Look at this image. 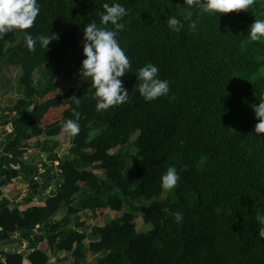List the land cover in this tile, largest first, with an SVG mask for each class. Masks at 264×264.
Here are the masks:
<instances>
[{"label":"trees","instance_id":"1","mask_svg":"<svg viewBox=\"0 0 264 264\" xmlns=\"http://www.w3.org/2000/svg\"><path fill=\"white\" fill-rule=\"evenodd\" d=\"M114 2L129 9L117 37L131 61L121 78L128 100L98 112L91 77L82 74L75 86L70 80L81 73L86 58L84 27L95 21L113 30L111 22L100 24V13L104 3ZM38 3L41 11L31 29L0 39V64L22 68L18 83L23 97L14 106L18 115L12 122L10 162L21 164L32 185L39 168L16 155L20 143L33 137L64 142L61 124L75 118L73 109L80 113L81 130L58 165L62 179L55 194L25 209H0L3 239L19 228L46 224L63 208L68 214L93 208L104 214L110 208L122 215L93 227L99 240L86 243L87 233L78 230L85 221L72 227L51 221L41 241L47 238L52 249L66 251L69 264H84L88 251L103 250L109 252L96 264H264V237H258L256 220L258 213L264 215V133L254 131L259 121L252 108L264 101V38L252 41L249 35L255 19H264V0L229 13L192 8L191 19L200 17L196 30L190 29L191 20L179 17L189 7L185 0ZM173 15L184 23L180 32L167 25ZM25 32H55L60 39L48 49L37 44L30 52ZM149 63L169 82L168 94L152 101L136 88L139 69ZM39 70L44 81L38 92L34 75ZM0 122L8 124L4 116ZM126 154L132 156L139 182L127 172ZM169 167L180 175L171 191L161 187ZM84 186L92 194L78 209L73 204ZM134 198L147 202L142 206L148 230L137 228ZM177 212L183 213L180 222L174 218ZM30 244L35 248L28 254L32 264H51L37 240ZM23 259L22 253L10 252L4 264H23Z\"/></svg>","mask_w":264,"mask_h":264},{"label":"clouds","instance_id":"2","mask_svg":"<svg viewBox=\"0 0 264 264\" xmlns=\"http://www.w3.org/2000/svg\"><path fill=\"white\" fill-rule=\"evenodd\" d=\"M255 0H185L188 8L181 9L179 17L191 20L190 29L196 30L200 17L194 20L192 8H197L204 13H229L238 10H245ZM104 11L100 13V24L107 25L109 22L114 26L113 30L98 26L95 21L87 23L84 27L83 54L86 57L82 61L81 74L91 77L95 87V96L98 98L96 110L98 112L108 110L111 106L120 105L128 100V90L123 86L122 77L131 68L130 58L119 44L117 39L119 31L125 28L121 21L128 15L126 9L120 3H104ZM41 8L38 0H0V39L9 32L15 30L31 29L40 14ZM176 15L167 17L168 27L175 32H180L184 27L182 20ZM249 35L252 41H259L264 38V19H255L250 26ZM25 46L30 52H35L36 45L42 48L49 47L52 41H58L59 35L52 32L51 35H33L25 32ZM158 68L149 63L140 68L138 74V89L140 95L146 101H152L158 97L165 96L169 92V82L158 76ZM79 104V100H76ZM258 123L255 125V133H264V101L259 105H252ZM73 118L66 119L61 124V131L70 137L80 133V113L73 109ZM264 139V138H262ZM180 180V175L175 167H169L161 177V187L171 191ZM175 221L183 219V213L177 212L174 215ZM257 222L261 225L258 229V237H264V215L257 214Z\"/></svg>","mask_w":264,"mask_h":264},{"label":"crops","instance_id":"3","mask_svg":"<svg viewBox=\"0 0 264 264\" xmlns=\"http://www.w3.org/2000/svg\"><path fill=\"white\" fill-rule=\"evenodd\" d=\"M12 65L18 66L17 68L20 73L15 77L18 80L22 74L20 65L0 64L2 74L0 80V116H4L8 120V124L6 125L0 122V209L13 205H19L20 209H25L29 202L42 203L47 196L55 194L56 184L62 179L61 170L58 168V165L61 159L69 154L74 137H70L66 133L64 142H60L55 137H45L41 141H38L37 137H33L29 140H23L20 143L16 155L21 158L22 162L28 161L31 166H37L39 168V173L34 176L36 183L32 185L30 184V178L22 172L21 164L10 162L13 156L9 151V143L14 134L12 122L18 115L17 111L14 110V106L16 101L23 97L22 94L15 100H12L10 99V91L5 89L6 81H12L14 79H11L10 75L14 69H9V66ZM3 91H6V94L10 97L1 94ZM3 95L8 98L6 99ZM32 105L33 103L25 109V112ZM137 182H139L138 179ZM91 194L92 189L84 186L76 195L73 205L81 209L83 201L91 196ZM126 210L131 211V207L127 206ZM120 215H122V212L113 211L110 208L104 214H101L97 208L82 210L77 214H68L66 209L63 208L46 224L39 225L33 230L19 228L9 239H3V230L0 228V264L6 262L7 254L10 252L22 253L24 255L23 264H32L28 259V254L35 250L30 244L32 240L39 242L37 247L46 252L51 264H69V260L67 261L68 253L66 251H60L58 247L52 249L48 245L47 238L41 241L44 235V229L49 226L51 221L71 227L77 221H85V226L78 230L87 233L86 243L89 244L91 241L100 239L99 237L93 236L94 226L104 227L109 221L118 218ZM108 252V250L101 252L88 251L82 261L84 264H96L98 259L106 256Z\"/></svg>","mask_w":264,"mask_h":264},{"label":"rangeland","instance_id":"4","mask_svg":"<svg viewBox=\"0 0 264 264\" xmlns=\"http://www.w3.org/2000/svg\"><path fill=\"white\" fill-rule=\"evenodd\" d=\"M9 45H12V44H9ZM7 65V64H6ZM18 66L16 65H12V66H9V69L10 68H13L14 70L12 71V73L10 74L11 75V79L14 78L12 81H6L5 83V89L9 90L10 91V96H8L6 94V91L4 92H1V94H4L8 97H10V99L12 100H15L19 95H22V91L21 89H19V83H18V80L15 79V77H17V75L20 73L19 69L17 68ZM37 83H36V86H37V90L40 91V88L42 86V82L44 81V76H43V72L42 71H38L35 75H34ZM82 79V74H77V75H74V77L71 78L70 80V84L75 86L80 80ZM18 83V84H17ZM9 94V93H8ZM3 95V96H4ZM4 96L6 99L8 97ZM4 98V99H5ZM39 98V95H37L36 99ZM127 148L128 146H124L121 150L122 152L126 153L127 151ZM127 172L128 174L130 175V177L133 179V180H137V175H136V172H135V168L132 164V156L130 155H127ZM162 198H165V195H162ZM128 201L131 203V200L128 199ZM134 203L137 205L135 207V218H136V223H137V228L138 230L140 231H145V230H148L150 228V225H147L144 220H143V206L144 204L146 205L147 202H145L143 199H140V200H137V199H133ZM142 203H143V206H142Z\"/></svg>","mask_w":264,"mask_h":264}]
</instances>
